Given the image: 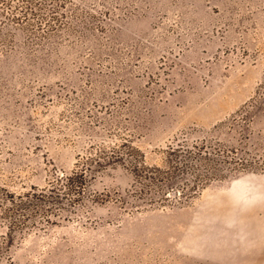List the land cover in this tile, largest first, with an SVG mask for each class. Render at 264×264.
Here are the masks:
<instances>
[{
  "label": "rangeland",
  "instance_id": "obj_1",
  "mask_svg": "<svg viewBox=\"0 0 264 264\" xmlns=\"http://www.w3.org/2000/svg\"><path fill=\"white\" fill-rule=\"evenodd\" d=\"M61 2L0 0V264H264V0ZM201 142L230 167L180 206L107 159ZM86 166L75 205L4 214Z\"/></svg>",
  "mask_w": 264,
  "mask_h": 264
},
{
  "label": "trees",
  "instance_id": "obj_2",
  "mask_svg": "<svg viewBox=\"0 0 264 264\" xmlns=\"http://www.w3.org/2000/svg\"><path fill=\"white\" fill-rule=\"evenodd\" d=\"M60 1L65 4L67 0ZM60 7L62 4L56 5V9L53 10L52 22L58 19L59 13L58 17L56 15ZM120 146H125L124 151H121ZM168 149L164 164L160 166L146 163L142 152L132 145L115 146L107 156V159L118 157L125 158L129 162L134 182L133 191L136 193L133 195L135 203H149L153 206L185 205L208 181L223 175L219 166L230 167L228 161L218 159L217 156L220 153L213 154V150L209 149L205 142L169 146ZM94 163L100 164L97 159ZM94 167L96 166L76 168L69 174L63 173L61 176H56L50 188L39 189L38 196L34 193H26L24 194L26 200L11 201L10 206L4 210V214L18 211L21 216L27 211H39L42 210L37 206L39 201L48 202L52 206L60 202L61 196H68V205H75V201L82 197L87 176L94 174ZM45 220L48 221V218Z\"/></svg>",
  "mask_w": 264,
  "mask_h": 264
},
{
  "label": "crops",
  "instance_id": "obj_3",
  "mask_svg": "<svg viewBox=\"0 0 264 264\" xmlns=\"http://www.w3.org/2000/svg\"><path fill=\"white\" fill-rule=\"evenodd\" d=\"M247 222H250L249 218L242 217V220H240V224H247Z\"/></svg>",
  "mask_w": 264,
  "mask_h": 264
}]
</instances>
